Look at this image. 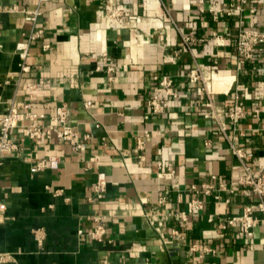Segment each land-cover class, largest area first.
I'll return each mask as SVG.
<instances>
[{"label":"crops","instance_id":"0c3cea01","mask_svg":"<svg viewBox=\"0 0 264 264\" xmlns=\"http://www.w3.org/2000/svg\"><path fill=\"white\" fill-rule=\"evenodd\" d=\"M107 4L123 9L122 23ZM252 18L264 30V0H0V115L16 107L48 123L64 103L84 145L10 130L17 149L0 160V252L11 258L0 264H264V225L256 219L245 238L226 221L254 199L237 183L229 143L264 170V51L243 60L234 45ZM162 75L176 96L164 95ZM235 102L242 117L220 116L222 130L214 110ZM49 155L57 167L31 170ZM193 198L203 208L181 221Z\"/></svg>","mask_w":264,"mask_h":264},{"label":"built area","instance_id":"2783aa9c","mask_svg":"<svg viewBox=\"0 0 264 264\" xmlns=\"http://www.w3.org/2000/svg\"><path fill=\"white\" fill-rule=\"evenodd\" d=\"M245 0H242L244 2ZM235 8H239L236 5ZM16 9V7H14ZM232 7L229 8L227 13H231ZM17 10V9H16ZM108 17L115 20L118 23H122L124 12L122 8L116 7L112 4L106 5ZM23 11V10H21ZM30 15L36 14V11H26ZM42 31L36 30L29 36V40L36 37H40ZM235 49L239 57L243 60H251L258 52L264 51V30H260L256 27V20L251 19L248 27L240 28L234 38ZM44 48L48 47V44L42 45ZM18 49L21 50V58L25 59L28 55V42L19 43ZM23 70L28 67L21 63ZM158 80V84L163 91L164 95L176 96L177 92L172 87V80L168 75L154 76ZM189 78L191 82L201 81V85L197 87V92H207L206 82L201 74V69L194 65L189 68ZM165 100L161 99L159 95L154 94L150 100V103L155 108L162 107L165 104ZM214 115L220 123V116H226L232 124L238 122L242 117V108L238 102L228 110L222 109L214 110ZM43 114H36L32 112H20L16 107H12L6 112L0 115V160L1 158L17 149L16 143L10 136V130L13 128H21L22 133L31 139L40 140L43 137L55 138L57 141L69 142L73 149H83V143L77 140V132L73 126L68 122V107L62 103L56 106L54 114L49 118L48 123H40L39 120L43 119ZM222 130L225 129L224 125L220 123ZM229 147L232 153L236 156L241 167V173L237 177V183L242 186V191L245 194L253 195L254 199L251 203L243 206L242 211L238 214L229 215L226 219L228 224L237 225V233L245 238H251L254 234L255 220L258 219L264 225V170L254 168L248 162L247 154L242 151L241 148L235 146L233 143H229ZM59 159L57 156L49 155L45 158L37 161L32 167V171H38L42 168H54L57 167ZM106 178L103 172L97 174L95 183V190L97 191V197H101L105 190ZM220 188L225 189V184L220 183ZM213 185L203 184L202 191L205 194L210 193V189ZM215 198H219L216 194ZM203 208V201L198 198H193L187 203L186 212L180 213L178 216L181 221L186 220L188 213H193ZM259 215L255 218L256 214ZM104 232L102 225L96 226L91 232L96 238H101ZM11 258L9 252H0V263L6 262Z\"/></svg>","mask_w":264,"mask_h":264}]
</instances>
